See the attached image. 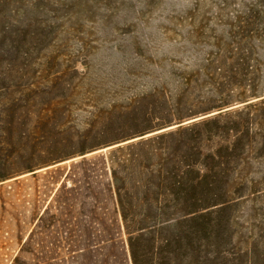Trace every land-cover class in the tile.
I'll list each match as a JSON object with an SVG mask.
<instances>
[{
    "label": "rangeland",
    "instance_id": "rangeland-1",
    "mask_svg": "<svg viewBox=\"0 0 264 264\" xmlns=\"http://www.w3.org/2000/svg\"><path fill=\"white\" fill-rule=\"evenodd\" d=\"M30 12L48 25L23 60L32 83L5 84L16 101L0 104V264H132L109 154L264 94V0H40ZM252 172L264 190V164ZM233 195H246L234 245L260 242L264 194Z\"/></svg>",
    "mask_w": 264,
    "mask_h": 264
},
{
    "label": "trees",
    "instance_id": "trees-1",
    "mask_svg": "<svg viewBox=\"0 0 264 264\" xmlns=\"http://www.w3.org/2000/svg\"><path fill=\"white\" fill-rule=\"evenodd\" d=\"M39 4L0 0V104L16 101L5 84L32 83L23 60L48 25L30 12ZM107 163L132 264H264V236L244 240V247L233 242L234 206L246 196L233 194L245 188L264 194L252 172L264 164V94L242 108L120 145Z\"/></svg>",
    "mask_w": 264,
    "mask_h": 264
}]
</instances>
